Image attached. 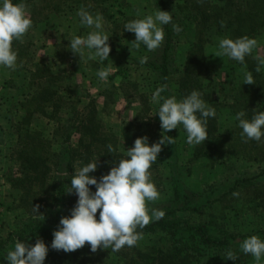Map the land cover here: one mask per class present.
Listing matches in <instances>:
<instances>
[{
	"label": "rangeland",
	"instance_id": "374dc122",
	"mask_svg": "<svg viewBox=\"0 0 264 264\" xmlns=\"http://www.w3.org/2000/svg\"><path fill=\"white\" fill-rule=\"evenodd\" d=\"M169 1L178 12L187 15L182 0ZM25 4L32 27L22 40L12 43L17 52V68L0 66V239L21 233L30 219L49 211L48 185L58 177L67 176L54 169L53 155L68 146L64 142L66 136H70L69 146H77L79 136L70 126L76 128L77 111L87 104L95 106L103 131L116 136L118 150L125 156L131 148L126 126L138 112L140 94L151 105V116L158 130L156 142L163 131L157 114L159 106L151 101L158 87L157 73L139 63L141 57L157 54L162 45L154 51H148L143 44L137 49L132 43L135 33L124 29L126 23L157 11L155 0H29ZM81 8L94 17L97 13L103 17V30L109 36L111 48L109 58L103 63L98 59L87 60V49L83 60L70 50L74 36L86 37L94 30L81 24L77 15ZM189 25V32L179 37L173 52L169 89L171 97L178 101L183 99L178 93L179 80L187 51L194 41L195 24ZM251 38L258 41L252 55L264 56V30ZM220 39L212 35L205 45L206 71L198 76L202 99L216 110L213 134L204 143L190 145L183 125L175 129V142L162 146L156 168L150 171L159 192V199L152 203L170 198L173 181L193 192L214 186L210 191L212 199L216 192H228L238 182L234 191L220 201L184 217L194 225L236 235H256L264 241V236L257 235L264 231V137L259 142H244L239 121L235 119L240 111H245V118L251 119L254 112H260L256 109L260 102L255 100V86L243 84L246 70L240 62L214 55L219 50ZM107 66H111L113 74L106 82L101 81L97 72ZM260 72L264 74V68ZM262 90L264 99V84ZM42 92H46L44 97ZM250 97L253 101L246 106L244 101ZM42 105H45L43 111ZM166 134L169 136V132ZM25 135H31L33 141L30 147L22 148L23 141L28 142ZM41 140L45 143L48 168L45 188L34 183L32 172L24 169L26 157L40 155L37 145ZM76 203L77 200L73 204ZM35 205H39V213L34 212ZM160 239L143 237L136 245L140 248L158 245ZM242 241L238 239L235 247L240 248ZM112 254L111 248L93 253L86 243L81 249L67 253L62 264H116ZM48 255L49 251L44 264H48ZM247 264H255L254 257Z\"/></svg>",
	"mask_w": 264,
	"mask_h": 264
},
{
	"label": "trees",
	"instance_id": "16d2710c",
	"mask_svg": "<svg viewBox=\"0 0 264 264\" xmlns=\"http://www.w3.org/2000/svg\"><path fill=\"white\" fill-rule=\"evenodd\" d=\"M28 1L13 0V3ZM182 1L183 8L188 11L187 15L178 12L169 0H155L158 10L171 13L172 22L162 26L165 36L159 52L148 58L147 63L143 64L146 68L157 73L158 87L167 85L166 90L161 93L164 97H171L169 83L172 75L174 47L179 37L189 32V23L195 24L194 41L187 51L182 77L179 80L180 98L186 97L193 90L202 93L201 80L198 81V76L202 71H206L205 45L210 42L209 39L212 35L235 40L245 35L251 38L264 30V0ZM188 19L192 21L188 22ZM173 24L182 28L179 34L173 31ZM253 57L252 54L246 56L244 63H240V65L246 71L252 72L255 83L251 85L255 86V100L260 102L256 109L261 112L264 109L262 96L264 74L255 71L257 62ZM258 91L259 94H257ZM45 95L46 92L41 93V96ZM139 97L138 112L132 122L126 126L130 135V147L134 146L137 138L146 136L149 145H152L156 143L158 137L157 126L151 116V105L147 98L145 99L141 94ZM252 101L253 97H250L244 103L248 106ZM54 107L57 109L58 104L56 103ZM44 108L45 105H42L41 110L43 111ZM77 112L75 117L77 126L76 128L70 126L79 136L77 146L75 148L69 146L70 136H66L64 142L68 146L60 148L57 155H53L56 157L54 169L56 168L58 173L67 176L58 177L48 185L50 190L48 212H42L39 216L30 219L21 233H11L6 239H0V264L8 263L7 252L14 250L16 240L29 244L30 242L36 243L37 239H42L48 246V264H53L55 261H59L57 264H62L66 260L67 253L63 250L52 249L51 243L54 239L53 232L57 230L60 219L70 216L71 209L75 206L73 203L78 200L74 191L71 194L67 193L71 190L74 169L83 167L90 162H98L96 171L89 175L96 177L99 181L103 175L109 173L113 166H116V163L127 158L119 152L116 136L106 130L103 131L101 122L96 118V108L93 104H87ZM213 129H215V123L210 117L207 125L208 137L213 134ZM174 131L175 129L169 131V136L174 137ZM24 137L28 139V142L24 140L22 148L30 147L33 137L31 135ZM38 139L39 135H37L36 141ZM109 144L112 145L114 151L109 152ZM44 145L43 140L39 141L37 150L40 155L26 157L24 160V169L30 170L34 175V183H40L43 188L46 187L45 177L48 171L45 164L47 158ZM43 156L44 158H42ZM155 168L154 162L149 171H153ZM237 183L235 182L233 188H230L228 192H216L215 198L212 199L210 191L214 186H209L201 192H193L180 187L173 181L170 198L167 201L148 203L149 215H151L152 209H157L164 211V217L158 221L153 219L142 230L137 229L138 232L142 231L143 237H160L159 244L143 248L138 245L125 246L118 252H113L112 258L116 259V264H202L204 261H208V264H221L220 262L247 264L253 257L251 254H244L240 248L235 247L234 243L238 239L244 240L251 236L217 231L206 225H194L184 217L187 214L199 213L202 207L220 201L221 198L234 191ZM89 188L92 192L96 191L94 185H90ZM97 219H99V210ZM257 235L264 236V231L257 232ZM229 249L238 256L236 261L225 259Z\"/></svg>",
	"mask_w": 264,
	"mask_h": 264
},
{
	"label": "clouds",
	"instance_id": "9594fccd",
	"mask_svg": "<svg viewBox=\"0 0 264 264\" xmlns=\"http://www.w3.org/2000/svg\"><path fill=\"white\" fill-rule=\"evenodd\" d=\"M77 15L81 24L93 28L86 37L74 36L70 40V50L85 59V49L88 50L87 60H99L103 63L109 58L111 48L109 36L103 30V17L97 13L95 17L84 8ZM172 22V15L167 11L157 10L142 19H135L125 24L124 29L135 33L134 47L145 45L148 51L158 49L164 41V28ZM32 27V20L26 10V4L13 3V0H0V66L15 70L17 68V52L13 50L14 40H22ZM173 31L179 34L182 28L172 25ZM255 38L242 36L235 40L222 38L219 40V50L216 57L229 58L244 63L245 57L251 55L257 48ZM257 62L255 71L259 73L264 68V56L253 57ZM148 57H141V65L147 63ZM113 74L111 66L102 67L97 72L101 81H107ZM243 84H254L252 72L245 71ZM167 85H161L153 93L151 101L159 105L157 112L162 128L158 142L149 145L148 137L137 138L134 146L127 149L126 157L113 166L108 174L99 181L89 173L96 171L98 162H90L83 167L74 169L71 179V190L77 194L78 200L70 216L60 219L57 230L53 232L51 248L66 253L81 249L87 243L93 253L98 249H109L118 252L123 247H132L143 238V229L153 219L160 220L165 213L152 209L149 215L148 202L159 199V192L151 180L150 168L156 162L163 145L173 144L174 137L166 133L183 125L187 133V143L199 145L208 139V119L216 116V110L202 99V94L193 90L189 95L178 101L175 96L161 95ZM199 114V115H197ZM245 111L236 114L242 129L241 138L244 142L255 140L259 142L264 137V111L254 112L251 119L245 118ZM109 152L114 151L111 144ZM94 185L95 192L89 188ZM233 195H238L233 193ZM39 205L34 206V212L39 213ZM99 210V219L97 212ZM244 254H251L255 264H261L264 257V241L256 235L248 237L240 244ZM48 246L42 239H37L34 245L16 240L14 250L7 252L8 264H44L48 254ZM225 259L236 261L238 256L229 249Z\"/></svg>",
	"mask_w": 264,
	"mask_h": 264
}]
</instances>
